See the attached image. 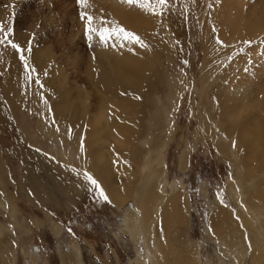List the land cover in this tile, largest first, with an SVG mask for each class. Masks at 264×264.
<instances>
[{"label":"rangeland","instance_id":"obj_1","mask_svg":"<svg viewBox=\"0 0 264 264\" xmlns=\"http://www.w3.org/2000/svg\"><path fill=\"white\" fill-rule=\"evenodd\" d=\"M217 2L218 0H169L163 8V14L159 15L163 17L161 23L166 27V36L162 35L164 52L155 43L157 39L149 40L145 37L146 34H138L133 30L147 45L142 47L139 44V48H144L141 49V56L146 57L144 54L148 52L145 63L147 66L129 80V100L116 99L120 105L127 106L133 120L140 121H137L138 125H144V131L146 126L160 128L162 136L159 139L164 142H159V145L162 143L159 159H162L164 172L159 183L165 195L174 189L183 193L187 200V221L182 227H174L170 234L174 247L180 249L185 244L195 245L198 264H232V259L237 258L236 251L225 253L224 244L214 234L210 223L213 214L211 210L218 206L226 214L228 221L231 220L228 231L235 236L229 240L237 243L240 239L242 243H237L240 246L238 250L244 256L242 264H252V252L257 242L254 236L260 233V228L257 226L259 230H256L255 225H261L254 215L264 213V205L261 204L264 190L257 197L251 196L250 192L255 188L253 182L256 179L260 183L258 187L264 186V178L260 177V174L264 176V151L253 152V158L249 162L250 171L244 175L239 174L252 184V189L246 188L243 179L236 178L234 164L239 162L238 158L233 162L227 155H221L216 147L217 140H223L226 135L221 130H216V134L210 131L204 133L200 123L202 116L208 115L211 122H214L218 115L223 117L227 114V106L231 103L227 97L235 86L243 83L237 89L244 93V89L264 82V35L251 44L245 41V37L236 38L237 42L234 38L220 36L218 27L211 24ZM243 3L245 5L243 4L242 11L249 20L253 21L258 16L264 18V0H243ZM156 9L161 11L158 6ZM81 12L94 17L95 27H100L103 19L104 26L114 28L118 25L129 31L123 24L124 20L117 18V14L124 12L127 19L132 20L128 21L131 27L136 22L140 23L141 21L136 20L145 17L148 10L122 0H87L83 6L77 0H0V23L5 26V30H13L8 38L12 41L14 38L16 42H13L22 49L18 52L7 41L0 44V195L4 194L2 199H6L0 203V239L14 237L15 257L12 254V258L7 255V258H0V262L5 264H76L72 245L80 251L78 264H144L145 260L146 264H151L145 257L144 239L140 237L141 234L138 236V218L133 215L141 201L142 181L154 170L157 159L156 152L150 148L147 151V147H144L145 135L135 137L136 144L129 150V156H132L129 171L140 180L133 187L130 201L121 208H113L110 203L100 199L98 192L85 180L84 171L77 170L83 179L79 184L75 183L71 175L78 174L76 167L73 169L67 164L60 165L52 155L53 148L57 147L72 151L73 136L66 135L64 129L45 113L44 106L49 105L45 103L46 100H62L64 107L69 109L64 111L66 117H70L72 113H80L82 107L79 103L83 99L80 94L83 91L87 109L92 110H87L86 115H94V111L101 105L108 110L111 96L116 94L115 88L118 86L110 87L107 78V84L104 82V74L96 70V61L104 58L101 62L108 66L106 59L109 56L106 54L119 48L124 52L128 50L127 46L129 50H136V43L131 40L128 42L123 35L112 36L107 45L101 44L95 34L93 40L89 41L85 35V20L81 19ZM134 15L137 17H133ZM16 34L24 36L20 43L15 38ZM153 35L157 36L158 33ZM256 45L263 49L251 56L248 51ZM29 47L31 51H27ZM34 52L42 53L46 60L36 54V65L33 64ZM21 55L27 61L29 70L25 69V60H21ZM238 61H244L246 68L240 67ZM240 70L247 74L241 76ZM93 84H97L96 92ZM252 98L253 96L249 97L250 100ZM216 101L222 104L221 112L213 107ZM249 101L243 100L238 104V123L254 118L252 110H247L248 104L254 102ZM158 108L162 113L158 112ZM154 115H164V124L171 128L167 130V126H163L162 117H159L160 125L156 124L157 116ZM108 116L112 118L109 114ZM85 119H81L79 128L84 129V134L87 135L91 129L84 122ZM251 130L253 131V127ZM219 134L221 138L218 137ZM100 140L103 142L99 146L103 147L111 168L116 152L111 150L112 143L108 138L101 135ZM185 149L188 151V165L185 171H181L179 156ZM235 151L234 149V154ZM140 171L141 174L137 175ZM110 172L115 181L123 177L114 167ZM113 186L119 187L118 184ZM248 190L250 191L247 192ZM30 198H34L36 205L30 202ZM10 201L13 207L16 205L14 219L5 211L9 208ZM156 209L158 210L157 207ZM127 212L129 218H135L132 219L135 221V240H132L130 234L119 233ZM156 220L153 225L154 233L160 232V227L157 226L160 222L159 219ZM229 233L226 232V237H229ZM149 238L150 244H153V239H157L153 236ZM35 249L39 250L38 253ZM153 264L158 263L154 261Z\"/></svg>","mask_w":264,"mask_h":264},{"label":"bare ground","instance_id":"obj_2","mask_svg":"<svg viewBox=\"0 0 264 264\" xmlns=\"http://www.w3.org/2000/svg\"><path fill=\"white\" fill-rule=\"evenodd\" d=\"M243 4H244L243 0H218L217 4L215 5L214 12H213V14H214L212 17L213 23H211V24L215 25V27L216 26L218 27V29L220 31V36H222L223 38H234L236 40V38L239 39V38L245 37L246 42L251 41V43H252V41H256L259 37L264 35V18H261L262 16H258L253 21L249 20L247 17L244 16V13L242 11L243 10ZM116 9H118V8H116ZM116 9L114 8V10H116ZM247 10H248V8H247ZM156 11L159 12L158 9H156ZM113 15H115V14H113ZM117 15H118L117 18L120 17L122 20H124L123 24L129 29L130 32H132L134 30L138 34H146L145 37H147V39H149V40L157 39V42H155V43L158 44V47H160L163 50V42L164 41L162 39V35L166 36V32H165L166 27L161 23L163 21L162 16L155 15L151 11L148 10L145 17H142V18L139 17L140 19L136 20V21H141L140 23L136 22L135 24L131 25V27H130L128 21H130L131 19L130 20L127 19L126 14H124V12L118 13ZM131 15H133V13ZM133 17H137V16L134 15ZM114 21H116V19ZM119 21H120V19H119ZM156 32L158 33V35L160 34V36H158V35L154 36L153 34ZM225 35L228 37H226ZM158 37H161V38L159 39ZM15 38H17L18 43H20L23 40L24 36L21 34L20 35L16 34ZM125 40H126V38H125ZM220 40H221V38H220ZM242 40L244 41V39H242ZM13 41L16 42L14 40V38H13ZM128 42H129V39H128ZM227 42H229V41H227ZM127 47H128V50H124V52L121 48H119L117 50L115 49L116 51H113L111 54H109V53L106 54L109 56L106 59V65H108V66H105L104 61H103L104 63L101 62L104 58L102 60H98L99 62L96 61V64L98 65L96 70L99 73L104 74V82L106 83V78H107L108 79L107 83L110 84L109 85L110 87H111V85L112 86H115V85L118 86L117 88H115V89H117L116 94H113L111 96L112 101L109 103L110 106H108V110L106 109V107L101 105L97 108L96 111H94L95 112L94 115H92V116L86 115L85 113H88L87 112L88 105L86 103V99H85V95H84L83 91L80 94L81 95L80 98H83L81 103H79L82 107L79 110L80 113H75V114L72 113V116H70V117L69 116L66 117V114L64 111H66L68 109V107H66V106L64 107L62 100H59V99H58V101L54 100L55 102L52 101V99L51 100L49 99V102L46 100L45 103L49 104V105H48V107H47V105L44 106V108L46 110L45 113L49 114L50 117L52 118V120L58 126H60L61 128L64 129V132L66 135H72L73 136V138L70 137L72 142L70 140H68V141L66 140L67 142H69V141L71 142L72 151H66L62 147H57L56 149L53 148V151H52L53 154L52 155L54 157H56L57 161L60 162V165L67 164V166H69L70 168L76 167L75 168L76 172L79 169L81 171L88 172L89 174H91L98 181L100 186L103 188L104 192L107 194L108 199L110 201V205L113 208H121V207L125 206L130 201V198L133 194V187H134L136 181L140 180L139 178L137 179L136 177H134L131 174V172L129 171L128 165L130 164V162H132V158H131L132 156H129V150H131V148L134 147V144H136L134 142L135 137L137 138V136L144 134L145 135L144 147H147V149H148L147 151H149V148H150V150L157 153V159H155L156 161H155L154 170L153 171L151 170V172L148 174V176L146 178H144L142 181V185L140 188L141 196L139 195L141 197V201L138 202L139 203V206L137 208L138 210H137V212H135V214L133 212V215L138 218L137 227H136V228H138L137 231L139 232L138 236H140L139 234H141L140 237H142L144 239V242H145V248H144L145 257L148 258V261L151 264H153L154 261H156V263H158V264H198V261L196 260L197 248L195 245L185 244L180 249H176L175 247H177V246L174 247L175 244L172 243L173 240H172V236L170 235V234H172L171 233L172 229L174 227L176 228L178 226L179 227L184 226L185 221H187V219H186L187 200H186V196L183 193H181L177 190H174V189H172L170 193H167L168 195H165L164 191H163L164 189H163L162 185L159 183V178L161 177V175L164 172V168H163V164H162L163 162L161 161L162 159H159V157L161 156L160 155V151H161L160 145H162V143L159 145V142H164L163 139L161 141L159 139V136H162V134L160 135V133H161L160 128L159 127H153V126H146L145 131H144L143 130L144 125L143 124H142V126L138 125L137 121H139V120H136V121L133 120L134 117L132 118L129 115L130 113L128 112L129 110H128L127 106L126 105H120L121 103L117 102V99H116V98H120V100H123L122 98H124L125 100H129V98H130L129 97V80L136 73L138 74V72L140 70H142V68L147 66V65L145 66V63L147 62L146 60H147V57L149 56L148 52L145 54L143 53L146 57L141 56L142 55L141 49H144V48H139L140 47L139 44H136V46H134V48H136V50L139 48V50H137V51L135 49L129 50V46H127ZM261 49H263V47H260V45H258V46L256 45V46L252 47V49H249L248 52L250 54H252L251 56H253V55H257L256 53L258 51H260ZM105 52H107V51H104V53ZM163 52H164V50H163ZM114 53H116V55H114ZM262 53H264V52H262ZM36 54H38V56L40 55V57L44 61L46 60V58L43 56V54L38 52V53H35V55H34V58L32 60L33 64H35ZM38 56H37V60H38ZM169 56H171V55H168V57ZM258 58H260V56L257 57V59ZM263 58H264V56H263ZM255 59H256V57H255ZM37 62L38 61H36V63ZM258 63H260V62H258ZM238 65L244 66L245 68L247 66L244 61H238ZM37 66H39V65H37ZM206 66L208 67V65H206ZM257 66H259V65H257ZM236 67H237V64H236ZM147 69H149V68H147ZM238 70H239V67H238ZM248 70H246V71H248ZM204 71H205V69H204ZM239 72H240L241 76L242 75L245 76L247 74V73L243 72L242 70H240ZM210 73H212V72H210ZM236 73H238V72H236ZM261 74H262V72H261ZM261 74L259 76H261ZM203 75H205V74H203ZM206 75L209 76V74H207V73H206ZM100 76H102V75H100ZM148 76H150V75H148ZM210 76H211V74H210ZM91 78H93V76ZM91 78H90V82L93 83V80ZM100 78L102 79V77H100ZM177 79H178V77H177ZM208 80H209V77H208ZM244 80H240V81H244ZM202 81L205 84V81L203 79H202ZM96 82L98 83V80ZM233 82H235V81H233ZM89 83H87V84H89ZM137 83H138V81H137ZM173 83H175V82H173ZM177 83H180V82H177ZM249 83H253V82H249ZM106 84H105V86H106ZM96 85L93 84V87L95 88L94 89L95 92H96ZM178 86H176V87H178ZM233 86H235V85H233ZM239 86H243V83H242V85H239ZM249 86H250V84H249ZM110 87L108 88V85H107V88L109 89V91H110ZM238 87L235 86V88L231 90L230 95H228V97H227V99L230 100L231 103H230V105L227 106V114L225 116L222 117L221 115H218L217 120L214 122H211L210 117L208 115L202 116L200 124H201L202 130L204 133H207L208 131H210V132H215V134H216L217 133L216 130H221L223 132L224 136L226 135L223 140H221V141L217 140L216 147L218 149V152L221 153V155L222 154L225 156L227 155L230 159L233 160V162H235L238 158L239 162H236L234 164V165H236V171H237L236 172L237 173L236 178L238 180L243 179L244 186H246V188L252 189V184L248 183L247 182L248 180H246L242 176H239V174L244 175L246 172L250 171L249 162L253 158V152L256 151L258 153H263V151H264V82L256 83L255 87H253V88L250 87L249 89H244L245 90L244 93H242L239 89H237ZM146 88H147V86H146ZM99 91H101V90H99ZM109 91H106V92H109ZM259 94H260V97H259ZM106 96L108 97V95H106ZM175 96L177 97L178 95L175 94ZM251 96H253V98L250 100L249 97H251ZM13 98L15 99V96H13ZM234 99L235 100L238 99V102H235ZM96 100H99V99H96ZM113 100H114V102H113ZM125 100H124V102H125ZM243 100H246V102H248V101L254 102V104L252 103L254 106L249 103L248 109H247V110H252L251 114L253 113L254 118H252V120L250 118V119L246 120L244 123H238V121H237L238 116H239L238 104L242 103ZM97 103H99V102H97ZM131 103L134 104L133 101H131ZM126 104H127V102H126ZM134 105H136V104H134ZM221 105H222L221 103L216 101L214 103L213 107L221 112L223 109V108H221ZM251 106H253V107H251ZM249 107H250V109H249ZM241 109H242V107H241ZM76 110H78V109H76ZM157 110H158V112L161 111V110H159V108ZM244 110L245 109H243V111ZM88 111H92V110L89 109ZM245 112H246V110H245ZM160 113H162V111ZM84 114L86 115V117L88 116L87 119H85ZM108 114L110 116H112V118H110L108 116ZM132 115H133V113H132ZM154 116H157V115H154ZM159 117H162V120H163L162 124H164L165 123L164 122V115L155 117L156 118L155 119L156 124L160 125V123H161ZM81 119H83V120L85 119L84 122L87 123V125L90 127V129H91L90 134L89 133L87 135L84 134V129L79 128V122L81 121ZM151 119H150V121H151ZM251 121H253V122L251 123ZM151 122L152 123L154 122V118ZM52 124H54V123L52 122ZM146 124H148V123H146ZM170 124H171V122H170ZM44 125H46V124H44ZM87 125H86V127H87ZM163 126H167V125L164 124ZM251 127H253V131L251 130L252 132L250 131ZM170 128L171 127H169V125L166 127L167 130H169ZM59 132H61V131H59ZM101 135H103V137L105 139H107V138L109 139V141L112 143L111 144L112 145L111 150L113 149L114 152H116V155L115 156L113 155L114 158L112 159L111 163H112V167L116 168L118 171H120L122 173L123 177H120V179L118 181H115L112 178V175L110 172L112 170V167L109 168V166H108L109 165L108 163H110V161H108L106 154L103 152V147L99 146V145H101V142H103L100 140ZM218 137H220V134ZM162 138H164V137H162ZM66 139H68V138H66ZM136 141H138V140H136ZM60 142H61V140H60ZM231 144L233 145V147H231ZM62 145H65V144H62ZM120 148H124V149L127 148V150L122 151V150H120ZM233 148L236 150L235 151L236 154H234ZM251 148H253L254 150ZM111 153H112V151H111ZM257 158L259 159V157H257ZM187 165H188V151L185 149L181 153V155L179 156V168H180V170L185 171V169L187 168ZM148 167H146V169ZM77 173L78 174L71 175V176H72V179L74 180V182L79 184L83 178L81 177L82 175H80L79 172H77ZM139 174H141V171L137 173V175H139ZM260 177L264 178V176L262 174H260ZM2 178L3 177H1V179ZM2 182H4L3 179H2ZM253 183L255 185V188L253 187L254 190H251L250 195L251 196L253 195L254 197H257L258 195L261 196L260 194H261V191L264 190V186L263 187L257 186L259 183L258 179H256ZM114 184H118L119 187H114L113 186ZM262 185H263V183H262ZM79 187H80V185H79ZM249 191L250 190H248L247 192H249ZM2 196L4 198V194ZM2 196L0 195V203L1 202L3 203L6 200V199L3 200ZM263 196H264V194H263ZM30 202L32 204L36 205L34 198H30ZM255 202H256V200H255ZM261 202H262L261 204L263 206L264 200ZM253 203H254V201H252V204ZM156 207L158 208V210L156 209ZM5 211H7V215H9L12 219H14L13 216L16 215V213H17L16 205L13 207V204L10 201L9 202V208ZM211 211L213 213L212 218H211V222H210L212 224V230H213L214 234L219 237L218 239L220 241H222V243L224 244V247L226 249L225 253L229 252V254H230L231 251H234V252L236 251L235 253H236L237 258H235V259L231 258V259L233 260L234 264H242V260H243L242 257H244V256H242L241 251L238 250V247L240 249L239 245L242 244V243H240V239H238V242H237V243H239V245L235 242V240L234 241L232 240L233 243L229 240V238H231L232 236H235L234 234H230L229 233L230 231H228L230 226H231V222H229V221H231V220L228 221V218L225 217L226 214L224 215V213L221 211V209L218 206H217V209H212ZM261 212H263V211L261 210ZM263 215H264V213H263ZM263 215H262V213H260L258 215H254L256 220L261 222V225H255L256 227L258 226L260 228V233L258 232L257 235L261 234V236L259 237V235H258L259 238L256 237L257 235L254 236L255 238L253 237L254 239H256L257 242L255 244V249L252 252L253 253L252 254V256H253L252 264H264V222H263ZM132 219H135V218H129V212H127L125 215V221H123V223H122L123 228L120 229L119 233L125 234L128 236L130 234L132 240H135L136 239V236H135L136 232H134L135 231V226H134L135 221H133ZM156 219H159V222H160L159 225H157L160 227V228L157 227V228H159L160 232L154 233L153 232V228H154L153 225H154V222L157 221ZM245 220H247V219H245ZM256 224H257V222H256ZM40 225H41V223H40ZM258 227L255 229L257 230ZM1 228L2 227H0V229ZM9 230H11V229H9ZM249 230H252V229H249ZM4 231H5V228H4ZM226 232L229 233V237H226ZM239 232L240 231H238V233ZM251 232H253V231H251ZM5 234H7V233L5 232ZM236 234H237V232H236ZM253 234H254V232H253ZM150 236H153L154 238L157 237L158 241H157V239L156 240L153 239L152 240L153 244H150V241L148 242V240L150 239L149 238ZM139 239H141V238H139ZM13 243H14V237L13 236H11V238H3V239L1 238L0 239V249H1L0 250L1 251L0 252V258H7L6 255L8 256V258H12V256H13V258H15L14 257V251H13ZM235 244H237V245H235ZM178 246H180V245H178ZM72 250H73V255L76 258V264H78L80 251L74 245H72ZM187 253H189V254L186 255ZM234 255L235 254H233V256ZM251 259H252V257H251ZM12 262L13 261H11V263ZM32 263H34V262H32ZM0 264H5V263L3 261H1ZM144 264H146V260H145Z\"/></svg>","mask_w":264,"mask_h":264},{"label":"snow or ice","instance_id":"obj_3","mask_svg":"<svg viewBox=\"0 0 264 264\" xmlns=\"http://www.w3.org/2000/svg\"><path fill=\"white\" fill-rule=\"evenodd\" d=\"M124 3L128 4H138L140 7L151 11L155 15H162L163 8L167 5L169 0H122ZM77 3L80 5H86L87 0H77ZM159 7L161 9L160 12L156 11V7ZM81 19L85 20V35L87 36L89 41L93 40V34L99 37V41L101 44L107 45V41L112 36H120L123 35L126 39L131 40L132 42L136 44H140L141 46L146 47L147 45L144 44V42L141 40V38L131 33L124 28L120 26H116L114 28H109L107 26H104L103 19L101 20V26L95 27L94 26V17L92 15L87 14L86 12H81ZM12 29L8 28L5 30V26L0 23V44L7 41L8 44L11 45L13 49H16L18 52L22 51L21 46L17 43H14L11 39H9V35L12 33ZM247 43L251 44V41H247ZM27 51H31V48L29 47ZM21 60H25L24 56L21 55ZM25 69L29 70V66L27 64V61L25 60ZM85 180L89 182L90 185L94 187V189L98 192V196L100 199H102L105 202L110 203L107 194L104 192L103 188L99 185L98 181L88 172L84 173ZM69 233L72 232L71 228L68 229ZM38 253V249H35Z\"/></svg>","mask_w":264,"mask_h":264}]
</instances>
